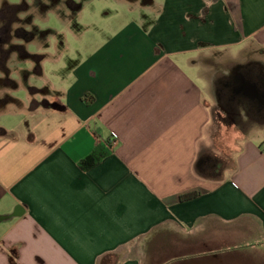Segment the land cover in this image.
I'll use <instances>...</instances> for the list:
<instances>
[{
  "label": "crops",
  "instance_id": "1",
  "mask_svg": "<svg viewBox=\"0 0 264 264\" xmlns=\"http://www.w3.org/2000/svg\"><path fill=\"white\" fill-rule=\"evenodd\" d=\"M125 1L138 15L85 39L49 101L0 112V264H264V123L219 179L194 170L218 158L201 58L264 67V0Z\"/></svg>",
  "mask_w": 264,
  "mask_h": 264
},
{
  "label": "rangeland",
  "instance_id": "2",
  "mask_svg": "<svg viewBox=\"0 0 264 264\" xmlns=\"http://www.w3.org/2000/svg\"><path fill=\"white\" fill-rule=\"evenodd\" d=\"M41 1L48 3L42 10L38 7ZM73 1L79 3V5L70 7L67 3H62L61 0L57 5L50 0H25L28 3V11L22 16L30 15V27L33 32V39L28 46L26 45V48L28 47L33 56L25 64L20 63L21 61L15 57L11 60V65L15 69L17 74L15 77L21 87L24 85L20 78L23 75V67L26 66V69L30 71L33 104L34 101L37 105L49 101L48 88L44 86L46 85L45 81H56L59 74L68 70L73 60L79 58L77 50L80 44L86 43L85 39L101 29L106 31L118 27L137 16L140 10L137 6L131 10L125 0ZM216 1L218 0H205V3L210 5L211 2ZM36 2H39V4H36ZM227 5L229 6L228 3ZM227 8L229 12H232L231 8L233 7ZM60 40L64 46H61ZM58 55L61 60H59ZM45 57L47 59L43 61ZM35 60L43 61L44 72L42 75L34 73ZM201 61L204 64L205 76L209 80L208 104L212 112L205 145H207L209 154L212 152L218 158L225 159V164L230 165L234 141L243 138L251 127V122H253L244 109L246 104L249 108H251V105L248 103L249 101H245L246 103L238 104L233 113H229L220 103L217 92L222 86V81L231 77L234 71L241 70L244 67H254L253 69H257L262 73L264 67L260 62L251 60V57L249 59V53L241 52L238 62L236 59L233 60L226 50L211 52L202 57ZM14 94L24 98V92L22 91ZM16 101H19V99L17 98ZM21 108H23V103L12 102L7 105H0V112ZM9 117V114H0V121L8 122ZM169 236V232L161 230L156 233L154 238L162 241V239H167ZM147 256H151V249H149Z\"/></svg>",
  "mask_w": 264,
  "mask_h": 264
},
{
  "label": "flooded vegetation",
  "instance_id": "3",
  "mask_svg": "<svg viewBox=\"0 0 264 264\" xmlns=\"http://www.w3.org/2000/svg\"><path fill=\"white\" fill-rule=\"evenodd\" d=\"M55 5L59 0H50ZM28 3L25 0H0V105H7L16 102L20 96L15 92H24V97L30 95L32 87L30 83L31 73L26 66L23 67V75L20 76L24 85L21 87L16 79L15 69L12 68L11 60L18 58L20 63L25 64L32 54L28 46L33 39V32L30 27V15L22 16L28 11ZM39 4V2H36ZM48 3L41 1L38 7L42 10ZM38 34V33H37ZM40 34V33H39ZM40 61L35 60L34 73L40 75ZM254 68V67H253ZM252 67H244L234 71L231 77L222 81V86L217 92L218 99L223 108L233 113L239 104L248 103L251 109L259 106L261 96L264 101V72L257 71ZM247 80L256 84L258 96L246 93L241 86ZM245 89V88H244ZM247 105V104H246Z\"/></svg>",
  "mask_w": 264,
  "mask_h": 264
},
{
  "label": "trees",
  "instance_id": "4",
  "mask_svg": "<svg viewBox=\"0 0 264 264\" xmlns=\"http://www.w3.org/2000/svg\"><path fill=\"white\" fill-rule=\"evenodd\" d=\"M68 6H73V5H79V3H75L73 0H67L66 1ZM79 8V6H78ZM77 8V9H78ZM40 66V65H39ZM244 109L248 112L249 117L251 118V120H253V122H251L252 124H262L264 123V110L261 112L260 106L256 107V109H251L248 107V105H245ZM259 111V112H258ZM258 112V113H257ZM250 127V126H249ZM260 148L264 151V141H262L260 143ZM106 151L101 147V148H96L95 150H93L90 154H88L84 159H82L79 162V165L81 167V169H87L93 165H95L96 163H98L105 155H106ZM212 158V157H211ZM231 160H230V165L225 164L226 161L218 159L216 161V165L214 167L211 166L210 163H212V161L210 160V158H208L207 160H205L204 156H200L199 155V159L197 160V162L195 163V173L202 177V178H208V179H219L221 177V171L226 168H232L233 164H234V159H233V155L230 156ZM199 193V191H190L187 193H183L180 195V199H189V198H193L195 196H197Z\"/></svg>",
  "mask_w": 264,
  "mask_h": 264
},
{
  "label": "water",
  "instance_id": "5",
  "mask_svg": "<svg viewBox=\"0 0 264 264\" xmlns=\"http://www.w3.org/2000/svg\"><path fill=\"white\" fill-rule=\"evenodd\" d=\"M242 81H243V86H241V89H243L248 94H253L256 97H259L255 83H252L244 79H242Z\"/></svg>",
  "mask_w": 264,
  "mask_h": 264
},
{
  "label": "built area",
  "instance_id": "6",
  "mask_svg": "<svg viewBox=\"0 0 264 264\" xmlns=\"http://www.w3.org/2000/svg\"><path fill=\"white\" fill-rule=\"evenodd\" d=\"M115 143V139L114 140H112V142H111V145H113Z\"/></svg>",
  "mask_w": 264,
  "mask_h": 264
}]
</instances>
